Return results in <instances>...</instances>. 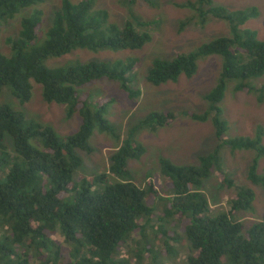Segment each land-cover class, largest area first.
<instances>
[{"label": "trees", "instance_id": "obj_1", "mask_svg": "<svg viewBox=\"0 0 264 264\" xmlns=\"http://www.w3.org/2000/svg\"><path fill=\"white\" fill-rule=\"evenodd\" d=\"M90 1L61 0L47 26L40 8L46 0H0V26L19 18L17 35L5 40L10 53H0V94L8 89L22 105L31 98L33 82L42 87L46 103L64 104L68 116L81 118L75 133L59 137L50 127L28 122L19 111L0 103V264H169L179 252L184 254L183 264H264V215L244 231L234 215L251 208L254 193L229 177L221 158L224 148L252 151L255 157L246 179L264 192V176L256 167L257 158L264 157L263 134L258 130L253 138L225 139L227 125L217 107L228 82L235 83V91L264 104V83L259 81L264 77V41L243 28L257 16L256 9L232 11L214 8L212 0L188 2L186 7L202 22L208 14L225 21L228 35L186 55L156 59L145 76L148 84L158 86L180 75L192 76L200 57L220 58L216 84L204 96L207 112L184 114L196 121L213 114L217 144L198 157L197 165L160 160V173L172 196L156 214L145 204L146 196H157L156 181L147 175L141 187L127 168L128 160L144 151L131 135L170 125L172 113L152 112L133 126L111 156L108 173L77 178L82 165L78 151H92L89 138L94 129L113 132L105 119L110 100H90L78 89L106 78L129 90L132 66L123 67L119 61L50 63L76 50H137L150 39L129 22L121 28L110 23L107 13L94 11ZM214 172L225 173L221 184L236 193L225 212L210 216L208 202L198 190Z\"/></svg>", "mask_w": 264, "mask_h": 264}, {"label": "rangeland", "instance_id": "obj_2", "mask_svg": "<svg viewBox=\"0 0 264 264\" xmlns=\"http://www.w3.org/2000/svg\"><path fill=\"white\" fill-rule=\"evenodd\" d=\"M194 1L91 0L93 10L106 12L110 23L118 28L127 22L138 26L135 27L138 31L150 36L149 41L137 50H76L63 59L50 63L58 66L70 60H78L113 65L119 61L123 67L132 66L127 74L129 90L122 89L120 82L106 78L93 80L78 89L87 94L90 100H110L105 119L113 132L94 129L89 138L92 151H78L82 165L77 172V178H89L100 172L108 173L111 156L128 138L132 127L150 113L169 112L175 116L174 121L166 127L154 131L138 130L131 135L132 140L144 151L139 158L129 159L127 168L141 187H145L147 175L149 179L156 181L157 196L145 198V204L155 208L156 214H161L162 208L168 206L167 201L172 196L167 187L168 180L160 173V160L167 159L175 166L197 165L198 157L212 152L217 144L211 119L213 114L204 121L192 120L184 114L203 115L207 112L208 104L204 96L216 84L220 72L219 57L198 58L196 71L190 77L180 75L176 81H168L158 86L148 84L145 79L154 60L186 55L203 43L228 35L225 21L208 14L202 22L201 16L186 7L188 2ZM60 2L61 0H46L40 6L47 26ZM212 6L232 11L256 9L257 16L249 19L243 28L254 32L258 41H264V0H212ZM18 29L19 18L0 26V53H10L5 40L17 35ZM259 81L264 83V77ZM234 85L233 82L227 83L224 99L217 105L220 119L226 121L227 125L224 138H253L259 130L263 134L264 144V104L258 103L252 95L235 91ZM10 93L8 89H4L0 94V103H6L19 111L28 122L50 127L59 137L75 133L81 124L78 114L68 116L66 105L46 103L42 97V87L38 84L32 82L31 98L22 105ZM254 157V153L248 150L232 152L224 148L221 152L222 166L229 177L240 185L249 187L254 193L251 208L234 215L242 223L244 231L260 222L264 215L263 189L251 185L246 179ZM256 167L257 174L264 176V157L257 158ZM224 179L225 173L222 176L214 172L208 179L203 180V186L198 190L208 202L210 216L225 212L228 201L235 196L233 189L221 184ZM154 225L157 227V222ZM173 225L172 223L170 226ZM179 253L178 258L169 264H183L184 254Z\"/></svg>", "mask_w": 264, "mask_h": 264}]
</instances>
